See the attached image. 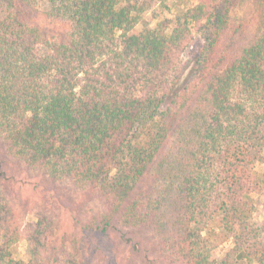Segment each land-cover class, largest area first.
Wrapping results in <instances>:
<instances>
[{
	"label": "trees",
	"instance_id": "16d2710c",
	"mask_svg": "<svg viewBox=\"0 0 264 264\" xmlns=\"http://www.w3.org/2000/svg\"><path fill=\"white\" fill-rule=\"evenodd\" d=\"M258 163L264 0H0V264H91L115 232L158 264H264ZM9 165L85 196L68 231L26 222Z\"/></svg>",
	"mask_w": 264,
	"mask_h": 264
},
{
	"label": "rangeland",
	"instance_id": "374dc122",
	"mask_svg": "<svg viewBox=\"0 0 264 264\" xmlns=\"http://www.w3.org/2000/svg\"><path fill=\"white\" fill-rule=\"evenodd\" d=\"M243 11L248 16L253 10L248 5H243ZM247 6V7H246ZM252 18L248 21L251 23ZM9 179L4 181V186L15 201L18 209L27 215L26 222L36 220V214L40 210L49 213L54 219L61 222L63 231H68L73 223L71 217L84 202V195L73 192L51 190L43 183L37 184L26 175L23 170L15 165L6 167ZM257 172L264 176V164H257ZM253 198L257 205L255 218L257 222H264V193L254 194ZM56 220V221H57ZM71 245V244H70ZM85 252L93 255L91 264H158V252L155 243L149 234L128 233L125 237L118 233H112L102 242L98 243L94 236H90L84 242ZM225 249L221 248L218 254H224ZM29 250L26 241L18 246L16 258L18 261L28 262ZM217 254V255H218Z\"/></svg>",
	"mask_w": 264,
	"mask_h": 264
}]
</instances>
